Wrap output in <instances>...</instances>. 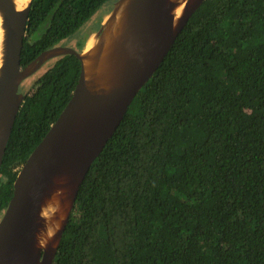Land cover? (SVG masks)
<instances>
[{"label": "trees", "instance_id": "1", "mask_svg": "<svg viewBox=\"0 0 264 264\" xmlns=\"http://www.w3.org/2000/svg\"><path fill=\"white\" fill-rule=\"evenodd\" d=\"M109 1L32 0L21 66L65 40L82 51ZM53 60L24 94L0 215L78 83L76 56ZM54 264H264V0L193 14L86 175Z\"/></svg>", "mask_w": 264, "mask_h": 264}, {"label": "water", "instance_id": "2", "mask_svg": "<svg viewBox=\"0 0 264 264\" xmlns=\"http://www.w3.org/2000/svg\"><path fill=\"white\" fill-rule=\"evenodd\" d=\"M205 0H118L96 32L94 51L56 45L21 66L31 3L0 0V169L18 113L25 100L23 81L45 63L64 55L81 61L73 95L48 133L21 166L13 196L0 219V264H54L80 187L127 113L153 77L177 37ZM184 2L175 22L174 10ZM118 27L114 29L119 13ZM87 39V40H88ZM89 62V63H87ZM63 206L60 228L40 245L44 204Z\"/></svg>", "mask_w": 264, "mask_h": 264}, {"label": "bare ground", "instance_id": "3", "mask_svg": "<svg viewBox=\"0 0 264 264\" xmlns=\"http://www.w3.org/2000/svg\"><path fill=\"white\" fill-rule=\"evenodd\" d=\"M31 0H16V4L19 9H23L26 7ZM184 10V2H182L179 6H177L174 10L175 14V22L177 23L182 16ZM122 12L119 13L117 22L114 25V29L118 27V24L121 20ZM3 35L1 34L0 31V41L2 39ZM99 38L97 34L95 33L92 37H90L87 40L86 46H85V53H89L95 50L96 45L98 44ZM3 62V49L0 46V69L1 65ZM89 63V62H87ZM54 203H57L55 199H52L48 202H46L42 208V215L45 217V225L41 229L40 234H39V239H40V245L46 246L54 237L56 231L60 228L61 226V220L63 217V211L64 207L63 206H53Z\"/></svg>", "mask_w": 264, "mask_h": 264}, {"label": "rangeland", "instance_id": "4", "mask_svg": "<svg viewBox=\"0 0 264 264\" xmlns=\"http://www.w3.org/2000/svg\"><path fill=\"white\" fill-rule=\"evenodd\" d=\"M112 7H113V0H110L102 9H100L96 13V15L93 16L91 20L92 22L90 23V27L92 28V30L90 31L89 36L92 34V32L98 31V29L101 26V20L104 18V16L109 12L110 8ZM75 44H76V40H71V41L65 40L61 42L60 45L75 46ZM53 62L54 60L49 61L47 65L42 70H40L36 75L25 80V82L22 83V85L20 86L21 93L22 94L32 93L36 87L35 81L52 65ZM2 216H3V213L0 215V219Z\"/></svg>", "mask_w": 264, "mask_h": 264}, {"label": "flooded vegetation", "instance_id": "5", "mask_svg": "<svg viewBox=\"0 0 264 264\" xmlns=\"http://www.w3.org/2000/svg\"><path fill=\"white\" fill-rule=\"evenodd\" d=\"M52 60H53V59H52ZM33 61H34V60H33ZM50 61H51V60H50ZM47 63H48V62H47ZM47 63H45L44 66H43L40 70H42V69L47 65ZM25 67H26V66H25ZM40 70H39V71H40ZM39 71H38V72H39ZM38 72H37V73H38ZM37 73H36V74H37ZM36 74H35V75H36ZM33 76H34V75H33ZM33 76H32V77H33ZM24 82H25V81H23V83H24ZM35 84H36V81H35ZM34 86H35V85H34ZM20 91H21V90H20ZM23 95H24V94H23Z\"/></svg>", "mask_w": 264, "mask_h": 264}]
</instances>
